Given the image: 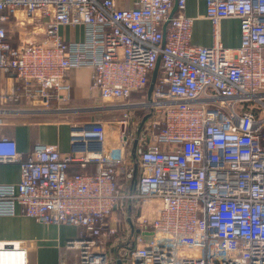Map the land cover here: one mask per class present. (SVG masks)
Listing matches in <instances>:
<instances>
[{"label":"built area","instance_id":"1","mask_svg":"<svg viewBox=\"0 0 264 264\" xmlns=\"http://www.w3.org/2000/svg\"><path fill=\"white\" fill-rule=\"evenodd\" d=\"M186 3L0 0V72L14 81L0 105L66 100V72L89 67L108 102L95 110L121 112L117 144L100 117L70 123L67 152L39 143L21 159L0 136V163L21 169L17 184H0V216L78 227L67 242L78 264H264V0H206L211 45L192 42ZM230 17L237 47L219 38ZM37 22L41 38L12 42L13 26ZM63 26H83L84 39L66 40ZM152 200L155 216L141 220ZM26 256V241H0V264Z\"/></svg>","mask_w":264,"mask_h":264},{"label":"crops","instance_id":"2","mask_svg":"<svg viewBox=\"0 0 264 264\" xmlns=\"http://www.w3.org/2000/svg\"><path fill=\"white\" fill-rule=\"evenodd\" d=\"M136 1L115 0L119 8H133ZM185 13L194 17L192 42L198 45H211L214 30L212 23L205 16L206 0H187ZM6 26L10 27L11 24L6 23ZM218 31L224 46L237 47L240 44L241 35L237 18L223 19ZM60 32L66 40L81 41L85 37L83 26H63ZM30 34H35L32 36L35 40L43 36L40 34L37 36L34 32ZM18 43L19 40L14 42ZM66 81L70 86L67 99L53 101L49 107L29 105L24 100L0 105L9 111L2 116L0 136L15 139L21 159L39 143L67 152L70 149V123L85 118L76 115L85 112L86 107L95 110L94 107L102 105L97 103L98 92L92 88L91 68L69 69L66 72ZM13 85V79L0 72V91ZM91 89L94 95L91 94ZM86 170L90 172L93 167L90 165ZM70 171L74 173L82 169L72 165ZM20 177L21 169L18 162L0 163V184H17ZM79 232L80 229L76 226L41 222L22 214L19 209L16 215L0 216V241H26V264H78V252L68 248L67 242L78 238Z\"/></svg>","mask_w":264,"mask_h":264},{"label":"rangeland","instance_id":"3","mask_svg":"<svg viewBox=\"0 0 264 264\" xmlns=\"http://www.w3.org/2000/svg\"><path fill=\"white\" fill-rule=\"evenodd\" d=\"M227 19H235L233 17L227 18ZM25 21L28 22V19H26ZM35 36V34H30L31 32L36 33V35L38 36L43 35V31L41 28V25L39 22H37L36 24H28L27 29H17L16 27H12L11 31H10V36L13 39V41L16 43L18 39V35L21 36ZM13 42V43H14ZM94 90V89H93ZM93 90L91 89L90 92L91 94L94 95ZM95 91V90H94ZM96 92V91H95ZM137 95H133L132 98L133 99H137L139 98L141 95H138V97H136ZM98 97V96H97ZM100 104H108V102H103L101 100H97V103ZM263 112V111H262ZM85 117L82 119H86V118H98L100 117L102 120H104L107 123V128H108V141L111 144H117V133H118V127H119V123L117 122V118L120 119L121 116V112H111V110L108 111H103V109L100 110H95L93 112L91 111H87V112H83L82 114L76 115V117ZM157 205H158V200H152L150 203L147 204V206H145L142 210H141V220L144 221H150L153 216H155L156 212H157Z\"/></svg>","mask_w":264,"mask_h":264},{"label":"water","instance_id":"4","mask_svg":"<svg viewBox=\"0 0 264 264\" xmlns=\"http://www.w3.org/2000/svg\"><path fill=\"white\" fill-rule=\"evenodd\" d=\"M157 71H158V65H157L156 69H155L154 72H153L152 80H151V84H150V88H149V92H151L152 89H153L154 82H155V80H156V76H157ZM118 264H120V262H119Z\"/></svg>","mask_w":264,"mask_h":264},{"label":"trees","instance_id":"5","mask_svg":"<svg viewBox=\"0 0 264 264\" xmlns=\"http://www.w3.org/2000/svg\"><path fill=\"white\" fill-rule=\"evenodd\" d=\"M134 95H137L136 97H138V95H141V93L134 94ZM134 113L138 114V115H142L143 114V112L141 110H136Z\"/></svg>","mask_w":264,"mask_h":264}]
</instances>
